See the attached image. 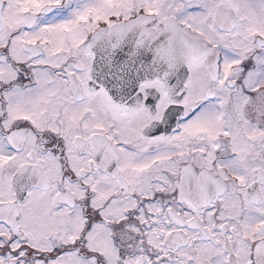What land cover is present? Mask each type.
Returning a JSON list of instances; mask_svg holds the SVG:
<instances>
[{"label": "snow or ice", "instance_id": "obj_1", "mask_svg": "<svg viewBox=\"0 0 264 264\" xmlns=\"http://www.w3.org/2000/svg\"><path fill=\"white\" fill-rule=\"evenodd\" d=\"M0 264H264V0H0Z\"/></svg>", "mask_w": 264, "mask_h": 264}]
</instances>
